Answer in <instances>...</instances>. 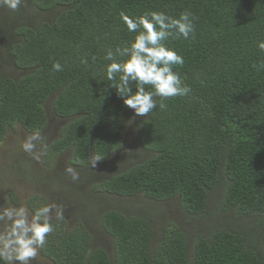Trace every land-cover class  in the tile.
<instances>
[{"label": "trees", "instance_id": "16d2710c", "mask_svg": "<svg viewBox=\"0 0 264 264\" xmlns=\"http://www.w3.org/2000/svg\"><path fill=\"white\" fill-rule=\"evenodd\" d=\"M185 10L195 17L194 37L166 44L183 56L173 70L191 93L142 117L136 132L148 156L94 190L176 200L184 223L208 222L205 229L190 239L185 228L169 224L158 236L153 219L109 210L99 223L112 238L111 255L93 245L84 223L70 229L64 219L52 220L56 229L40 251L54 264H264V70L253 67L264 61L257 47L264 0H27L15 12L0 7V143L16 125L43 133L51 110L65 124L50 154L68 153L80 167L96 156L101 165L113 161L134 114L108 87L110 62L103 58L134 39L120 12L178 18ZM55 61L63 71H53ZM10 68L22 74H6ZM216 192L221 222L211 220ZM42 199L30 201L34 211Z\"/></svg>", "mask_w": 264, "mask_h": 264}, {"label": "rangeland", "instance_id": "374dc122", "mask_svg": "<svg viewBox=\"0 0 264 264\" xmlns=\"http://www.w3.org/2000/svg\"><path fill=\"white\" fill-rule=\"evenodd\" d=\"M27 1V0H26ZM26 3V2H25ZM31 12L30 6H26ZM7 60L8 59H4ZM9 68V67H8ZM12 69V70H10ZM8 75L15 77L22 74L20 70L10 68ZM48 127L41 133L43 146L37 144L36 152L39 159L23 151L22 144L32 135L21 125L9 128L5 138L0 143V210L9 207L24 206L31 216L35 211L31 200L35 196L44 198L38 201L35 208L44 204L59 205L63 209V219L72 229L79 223H84L93 236V245L103 247L113 253L112 238L100 226V215L109 210H119L126 215L149 217L155 222L157 235L160 236L165 225H178L187 230L190 239L195 232L205 229L208 222L185 224L184 210L176 200L155 202L143 196L122 198L94 190V186L110 176L142 162L148 152L141 149L138 143L136 124L142 117L132 114L125 128L126 142L120 155L106 164L97 163L95 167L75 166L70 163L69 154L55 156L49 153L51 143L58 137L65 120L56 117L50 110ZM105 165V166H104ZM72 166L79 172L80 179L72 181L65 172ZM220 192L210 197V206L214 212L212 222H221L224 216L217 212L216 204ZM38 206V207H37ZM56 209L52 211V220L56 218ZM210 222V221H209ZM5 226L0 223V232ZM32 264H54L39 251Z\"/></svg>", "mask_w": 264, "mask_h": 264}, {"label": "clouds", "instance_id": "9594fccd", "mask_svg": "<svg viewBox=\"0 0 264 264\" xmlns=\"http://www.w3.org/2000/svg\"><path fill=\"white\" fill-rule=\"evenodd\" d=\"M26 0H0V7H7L13 12L18 11ZM120 18L134 39L125 46L108 48L104 60L106 79L111 82L108 87L114 88L124 106L134 110L137 117H146L154 109L166 110V100L173 97H187L192 89L182 81L175 66H182L185 61L182 55L169 47L166 42L170 38L183 37L188 40L194 37L195 17L189 10L173 17L163 11H149L139 16H130L121 11ZM257 47L264 52V40L257 42ZM87 65V58H82ZM257 71L264 70V61L253 64ZM53 71H63L59 61L53 62ZM104 81V80H101ZM146 86L151 90H147ZM155 97H159L157 104ZM37 144L43 146V138L39 131L30 135L22 144L23 151L39 159L36 152ZM102 158L96 156L91 166L95 167ZM65 172L72 181L80 179L79 172L68 166ZM56 209L57 220L63 219V209L59 205L46 204L39 207L29 216L24 206L9 207L0 210V223L5 231L0 232V261L5 264H32L40 249L47 244L49 234L56 225L52 222V211Z\"/></svg>", "mask_w": 264, "mask_h": 264}]
</instances>
